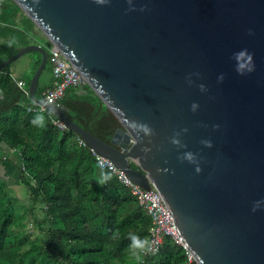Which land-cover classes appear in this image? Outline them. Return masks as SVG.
<instances>
[{"label": "water", "instance_id": "1", "mask_svg": "<svg viewBox=\"0 0 264 264\" xmlns=\"http://www.w3.org/2000/svg\"><path fill=\"white\" fill-rule=\"evenodd\" d=\"M13 1L48 44L0 68L39 52L30 99L155 187L200 264H264V0ZM51 44L119 120L109 143L35 96Z\"/></svg>", "mask_w": 264, "mask_h": 264}, {"label": "trees", "instance_id": "2", "mask_svg": "<svg viewBox=\"0 0 264 264\" xmlns=\"http://www.w3.org/2000/svg\"><path fill=\"white\" fill-rule=\"evenodd\" d=\"M13 0H0V63L32 42L47 45ZM25 88L40 61L41 54ZM49 62V48L47 49ZM0 68V136L18 151V184L0 176V264H183V249L165 236L158 253L130 247V234L148 241L151 218L116 176L95 164L70 129L60 130ZM37 98L43 88L37 84ZM67 119L109 143L119 120L86 84L59 101ZM37 114L44 125L31 123ZM133 169L138 166L131 163ZM103 181V183H101Z\"/></svg>", "mask_w": 264, "mask_h": 264}, {"label": "built area", "instance_id": "3", "mask_svg": "<svg viewBox=\"0 0 264 264\" xmlns=\"http://www.w3.org/2000/svg\"><path fill=\"white\" fill-rule=\"evenodd\" d=\"M49 62L52 67L51 72L54 83L52 88L43 92V99L48 103L60 106L59 101L65 95V92L68 89L81 86L85 81L80 72L69 62L59 48L52 44L49 46ZM16 82L18 87L29 96L28 89L25 88V83L20 80H16ZM28 110L37 112L47 111L43 105L28 107ZM53 123L60 130L69 129L68 126L58 118H56ZM77 142L81 146H87L95 158L96 166L99 169H106L112 172L118 181L129 189L138 205L148 212L151 218V226L148 229L147 249L141 250L144 255L152 256L158 253L163 238L168 236L175 244L183 249V264H200L190 250L183 235L180 233L170 209L155 187L151 186L150 189H145L134 182L124 170L119 169L113 162L92 150L79 135H77Z\"/></svg>", "mask_w": 264, "mask_h": 264}, {"label": "crops", "instance_id": "4", "mask_svg": "<svg viewBox=\"0 0 264 264\" xmlns=\"http://www.w3.org/2000/svg\"><path fill=\"white\" fill-rule=\"evenodd\" d=\"M34 30L39 32V38L43 36L41 32L34 27ZM30 44H39L38 42H32ZM51 65V64H50ZM13 65H9L8 72L11 78L16 81L20 80L26 83V79L24 76H17L15 69L12 67ZM52 69V67H51ZM54 83V78L51 70H49V76L43 79L41 83V87L43 88V92L52 88ZM26 85V84H25ZM21 164V157L17 150L12 149L0 136V176H5L8 179L9 184H18V168Z\"/></svg>", "mask_w": 264, "mask_h": 264}, {"label": "rangeland", "instance_id": "5", "mask_svg": "<svg viewBox=\"0 0 264 264\" xmlns=\"http://www.w3.org/2000/svg\"><path fill=\"white\" fill-rule=\"evenodd\" d=\"M38 58L39 55L37 51H30L21 55L14 61H12L10 65H13L12 67L15 69L16 73L18 74L17 76H24L25 79L27 80L32 74V71L35 66V61ZM47 76H49L48 65L39 77V85H41L43 79H45Z\"/></svg>", "mask_w": 264, "mask_h": 264}, {"label": "clouds", "instance_id": "6", "mask_svg": "<svg viewBox=\"0 0 264 264\" xmlns=\"http://www.w3.org/2000/svg\"><path fill=\"white\" fill-rule=\"evenodd\" d=\"M98 3H105L106 0H97ZM249 32L251 33V30H249ZM204 85H201V89L203 90ZM197 105L196 103H193L192 105V109L193 111L196 109ZM31 123L37 127H42L44 125V116L37 114L33 117ZM145 132H148L149 129L147 128V126H142ZM175 142V141H174ZM204 143L208 144L210 146V141H204ZM189 158H191L190 154ZM101 183H103V181H101ZM255 210V209H254ZM130 239H131V244L130 247L132 249H140V250H146L147 249V244L148 241L146 239H141L139 236L135 235V234H130Z\"/></svg>", "mask_w": 264, "mask_h": 264}]
</instances>
